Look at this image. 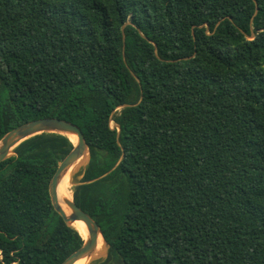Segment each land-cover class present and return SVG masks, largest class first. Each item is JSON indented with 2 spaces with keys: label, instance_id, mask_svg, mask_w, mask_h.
Wrapping results in <instances>:
<instances>
[{
  "label": "trees",
  "instance_id": "16d2710c",
  "mask_svg": "<svg viewBox=\"0 0 264 264\" xmlns=\"http://www.w3.org/2000/svg\"><path fill=\"white\" fill-rule=\"evenodd\" d=\"M47 117L89 147L90 264H264V0H0V139ZM73 147L41 133L0 162V264L83 245L49 194Z\"/></svg>",
  "mask_w": 264,
  "mask_h": 264
},
{
  "label": "water",
  "instance_id": "95a60500",
  "mask_svg": "<svg viewBox=\"0 0 264 264\" xmlns=\"http://www.w3.org/2000/svg\"><path fill=\"white\" fill-rule=\"evenodd\" d=\"M41 133H59L68 136L69 139L71 135L76 136V142H72L70 139L74 144L73 150L59 163L49 185L52 205L64 222L68 226L74 227L73 224L75 222L82 221L87 227L88 236L86 238L83 237V245L62 263L74 264L78 260L89 258L95 253L100 235L104 239L100 226L75 203L73 197L71 200L66 201L68 207V212H66L62 208L57 194L59 180L67 173L71 174L89 155V147L80 128L69 121L53 117L40 118L23 123L8 131L0 139V162L13 154V150L24 140Z\"/></svg>",
  "mask_w": 264,
  "mask_h": 264
},
{
  "label": "bare ground",
  "instance_id": "6f19581e",
  "mask_svg": "<svg viewBox=\"0 0 264 264\" xmlns=\"http://www.w3.org/2000/svg\"><path fill=\"white\" fill-rule=\"evenodd\" d=\"M70 139L72 140V142H76V136L74 135H71L70 136ZM75 171V170H74ZM71 184H72V180H71V176H70V173H67L66 175H64L58 182V185H57V194H58V198L60 200V204L62 206V208L64 209V211L68 212V207H67V204H66V197H67V194H68V197H67V200H71L72 197H73V193H72V190H71ZM74 184V183H73ZM67 188H69V190H67ZM69 192V193H68ZM74 228L76 230H78L80 232V234L86 238L88 236V232H87V227L86 225L82 222V221H78V222H75L73 224ZM106 251V244L104 242V239L102 238V236L100 235L99 236V239H98V246H97V249L95 251V253L93 255L95 256H91L89 258H84V259H80L78 260L76 263L74 264H90L92 263L97 257H101L104 255ZM97 252V253H96ZM103 258V257H102Z\"/></svg>",
  "mask_w": 264,
  "mask_h": 264
},
{
  "label": "rangeland",
  "instance_id": "374dc122",
  "mask_svg": "<svg viewBox=\"0 0 264 264\" xmlns=\"http://www.w3.org/2000/svg\"><path fill=\"white\" fill-rule=\"evenodd\" d=\"M120 110V108H118V111ZM117 111V112H118ZM111 124H112V126H114L115 125V123L114 122H111ZM87 160V159H86ZM86 160H84L82 163H80L77 167H76V169H74L75 171H73L71 174H70V176H71V180H72V184H71V190L73 191V186H74V182H73V174L74 173H76L77 172V170H79V168H80V166L81 165H83V164H85L86 163ZM81 178H80V176H77V180H80ZM67 190H69V188H67ZM73 193V192H72ZM97 253V252H96ZM107 253V252H106Z\"/></svg>",
  "mask_w": 264,
  "mask_h": 264
}]
</instances>
